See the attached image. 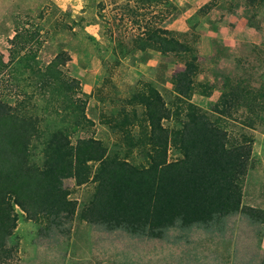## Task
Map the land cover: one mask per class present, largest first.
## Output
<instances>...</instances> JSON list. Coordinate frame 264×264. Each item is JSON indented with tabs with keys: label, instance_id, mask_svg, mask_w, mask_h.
Segmentation results:
<instances>
[{
	"label": "rangeland",
	"instance_id": "374dc122",
	"mask_svg": "<svg viewBox=\"0 0 264 264\" xmlns=\"http://www.w3.org/2000/svg\"><path fill=\"white\" fill-rule=\"evenodd\" d=\"M209 7L199 11L205 5ZM157 29L189 32L200 61L199 82L221 88L227 78L244 79L253 90L264 89V1L248 0H0V53L8 68L0 72V98L12 104L28 100L41 119L68 128L72 142L101 140L110 151L122 137L107 120L117 117L129 102L157 90L170 106L171 78L184 68L180 58L156 51H134L131 40ZM188 29V31H186ZM37 34V43L23 45L16 56L11 43L16 33ZM124 42L128 48H119ZM39 43V44H38ZM41 43V44H40ZM130 44V45H129ZM31 50V64L39 70L65 55L64 78L77 81L76 95L60 96L31 77L17 61ZM221 91L211 97H193V103L214 114ZM58 98V97H57ZM85 105L82 128L71 127L70 112ZM66 107L68 109H66ZM139 116L143 109L137 106ZM217 116L216 114H214ZM248 113L240 109L224 121L232 136L253 135L254 161L243 184V205L264 211V121L247 126ZM262 116L264 114H261ZM166 127L174 125L165 120ZM136 135L140 130L134 128ZM121 145V144H120ZM135 152V165L145 163ZM180 154L171 149L169 161ZM40 164L41 155L37 153ZM65 188L77 200L79 212L93 193V183L78 187L67 179ZM18 226L8 239L0 264H263L264 221L238 213L208 226L168 229L160 238L109 231L79 219L51 225L35 222L19 208Z\"/></svg>",
	"mask_w": 264,
	"mask_h": 264
},
{
	"label": "trees",
	"instance_id": "16d2710c",
	"mask_svg": "<svg viewBox=\"0 0 264 264\" xmlns=\"http://www.w3.org/2000/svg\"><path fill=\"white\" fill-rule=\"evenodd\" d=\"M259 1L264 0H248L250 4ZM36 37L16 33L11 41L16 49L12 53L17 54L13 63L19 48L23 45L27 50L29 44L38 42ZM130 44L134 51L176 55L184 68L171 78L174 100L170 106L149 87L148 96L142 94L139 101L129 102L133 105L129 112L125 105L117 117L107 120L122 137L117 146L125 148L123 155L94 138L73 143L68 128L39 118L28 100L14 105L0 98V260L18 226L16 208L35 222L58 225L77 218L109 231L120 229L151 238H160L175 227L208 226L238 213L264 221V211L243 205V184L254 161L255 138L245 133L232 136L223 124L242 108L248 113L247 126L264 121V89L253 90L244 79L227 78L221 88L199 82V55L189 32L157 29L135 37ZM118 47L128 48L124 42ZM35 58L29 50L16 65L20 63L22 73L28 71L56 93L58 101L61 95L66 99L76 95L77 81L70 82L61 72L67 63L64 54L44 70L31 64ZM7 68L0 53V72ZM218 89L221 96L212 108L217 116L193 103L195 95L211 97ZM85 105L70 112L72 128L84 127ZM137 106L143 109L141 116ZM165 120H173L174 125L166 127ZM171 149L180 157L169 161ZM136 151L145 163L131 161ZM67 179H74L78 187L93 183V193L80 212L77 200L65 188Z\"/></svg>",
	"mask_w": 264,
	"mask_h": 264
},
{
	"label": "crops",
	"instance_id": "0c3cea01",
	"mask_svg": "<svg viewBox=\"0 0 264 264\" xmlns=\"http://www.w3.org/2000/svg\"><path fill=\"white\" fill-rule=\"evenodd\" d=\"M186 31H188V29H187ZM195 96H197V95H195ZM195 96H194V97H195Z\"/></svg>",
	"mask_w": 264,
	"mask_h": 264
}]
</instances>
